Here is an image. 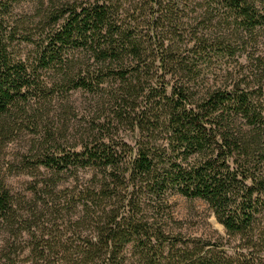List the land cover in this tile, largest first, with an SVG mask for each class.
I'll return each instance as SVG.
<instances>
[{
    "label": "trees",
    "instance_id": "trees-1",
    "mask_svg": "<svg viewBox=\"0 0 264 264\" xmlns=\"http://www.w3.org/2000/svg\"><path fill=\"white\" fill-rule=\"evenodd\" d=\"M21 1L0 0V154L39 135L25 168L52 178L0 179V264H264V0H37L30 25ZM75 91L99 115L61 148L46 105ZM172 194L228 238L175 232Z\"/></svg>",
    "mask_w": 264,
    "mask_h": 264
},
{
    "label": "rangeland",
    "instance_id": "rangeland-1",
    "mask_svg": "<svg viewBox=\"0 0 264 264\" xmlns=\"http://www.w3.org/2000/svg\"><path fill=\"white\" fill-rule=\"evenodd\" d=\"M46 6L40 7L37 0H22L15 5V12L18 14L19 20H25L27 25L36 22L40 16L46 13ZM41 10V14H40ZM23 53L30 51L32 45L22 44L19 46ZM225 65L220 63V70ZM215 72L216 68H213ZM219 70V69H218ZM217 72V71H216ZM221 73V72H220ZM45 108V107H44ZM44 127L53 134L56 144H61L64 148V125L68 124L69 129H77L79 127H90L93 121L97 122L99 112L91 100V96L83 91H75L71 93V97L67 99L65 92L55 93L54 97L46 105ZM43 127V126H42ZM43 130H41V134ZM128 134V133H125ZM39 135H34L29 131H24L17 136L12 142L6 145L0 154V179H4L11 191L19 195L32 196V186L41 180L52 178V174L39 167V171L26 169L24 163L25 157H29L32 150V143ZM52 138V136H51ZM129 141V137H126ZM54 176V175H53ZM86 178L88 174L84 175ZM84 177V178H85ZM59 178L61 186H64V174L55 175ZM171 210L175 219L173 229L175 232L181 233L186 237H200L206 240H217L228 238L224 227L217 221L212 209L201 199L186 198L180 194H172L170 196ZM58 218V217H57ZM56 215H47L46 219L49 224L55 227L59 223ZM264 222V214H263ZM5 240V234L0 224V249ZM264 242V239H262ZM236 240L231 239V244H238ZM260 254L264 256V244L259 245Z\"/></svg>",
    "mask_w": 264,
    "mask_h": 264
}]
</instances>
